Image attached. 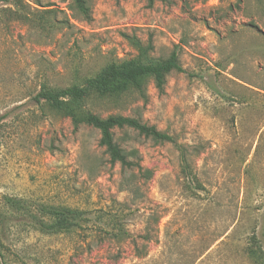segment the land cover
Listing matches in <instances>:
<instances>
[{"label":"rangeland","instance_id":"374dc122","mask_svg":"<svg viewBox=\"0 0 264 264\" xmlns=\"http://www.w3.org/2000/svg\"><path fill=\"white\" fill-rule=\"evenodd\" d=\"M0 1V213L10 264H264V0ZM174 51L183 71L80 111L123 115L114 141L152 172L111 163L97 129L34 95L81 84L110 62ZM189 173V174H188ZM44 207L85 210L48 232ZM84 225V224H82Z\"/></svg>","mask_w":264,"mask_h":264},{"label":"trees","instance_id":"16d2710c","mask_svg":"<svg viewBox=\"0 0 264 264\" xmlns=\"http://www.w3.org/2000/svg\"><path fill=\"white\" fill-rule=\"evenodd\" d=\"M147 1L151 3L153 0ZM71 2L85 18H89V8L84 0H71ZM134 45L138 50L136 57L119 62H110L94 76L86 78L81 84H73L57 89L47 88L42 85L34 95V101L36 103H46L53 109L63 113L70 118L74 126L79 123H85L97 129L99 132L98 145L104 148L109 161L118 163L122 168L136 170L143 181L151 178V170L141 165L136 151L125 152L114 141L112 131L114 128L130 127L155 141L172 142L179 150L182 171L185 173L188 170V166L185 165V150L176 143L171 135L161 132L154 126L142 123L133 117L108 115L102 118L90 111H80V104L90 94H95L99 97H118L131 88L140 89L144 79L147 77H152L156 88L161 89L168 73L171 71H183L174 51L165 59L152 60L148 58L150 45L144 47L136 40ZM41 210L48 219L46 221L37 219V223L40 228L48 232L68 231L75 227L83 228V226H87V222L91 219L85 210L78 208L44 207ZM2 234L3 216L0 213V264H10L7 261V247L4 244Z\"/></svg>","mask_w":264,"mask_h":264}]
</instances>
